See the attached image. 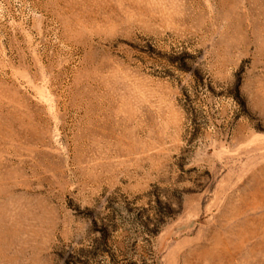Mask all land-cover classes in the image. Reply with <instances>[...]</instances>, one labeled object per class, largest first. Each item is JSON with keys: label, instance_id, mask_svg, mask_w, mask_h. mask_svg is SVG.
<instances>
[{"label": "rangeland", "instance_id": "obj_1", "mask_svg": "<svg viewBox=\"0 0 264 264\" xmlns=\"http://www.w3.org/2000/svg\"><path fill=\"white\" fill-rule=\"evenodd\" d=\"M0 264H264V0H0Z\"/></svg>", "mask_w": 264, "mask_h": 264}]
</instances>
